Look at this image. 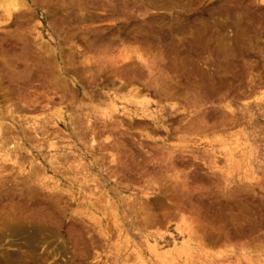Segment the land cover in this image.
Here are the masks:
<instances>
[{"label": "rangeland", "instance_id": "374dc122", "mask_svg": "<svg viewBox=\"0 0 264 264\" xmlns=\"http://www.w3.org/2000/svg\"><path fill=\"white\" fill-rule=\"evenodd\" d=\"M18 4L0 264H264V0Z\"/></svg>", "mask_w": 264, "mask_h": 264}, {"label": "bare ground", "instance_id": "6f19581e", "mask_svg": "<svg viewBox=\"0 0 264 264\" xmlns=\"http://www.w3.org/2000/svg\"><path fill=\"white\" fill-rule=\"evenodd\" d=\"M5 1V0H4ZM21 2V1H20ZM19 2V3H20ZM20 4H18V0H7V6H6V11H7V15H8V17H10L11 16V14H12V12L13 11H15V10H17L18 8V6H19ZM20 8V7H19ZM11 18V17H10ZM139 58V57H138ZM125 60V59H124ZM134 91V90H133ZM134 93H135V91H134ZM133 97V96H132ZM238 147V146H237ZM226 149V148H225ZM229 149V148H228ZM237 148H230L229 150H225V156H226V158H227V161L228 162H233V160H234V152H235V150H236ZM9 151V150H8ZM5 152H7V151H5ZM9 154V153H8ZM7 154V155H8ZM221 155V154H220ZM239 155V154H238ZM236 161V160H235ZM236 162H238V161H236ZM234 163V162H233ZM236 165V164H235ZM177 228V227H176ZM191 237V236H190ZM188 241V240H187ZM156 243H157V240H153V243H151L150 242V240L149 239H146V244L148 245V244H151V246L149 247V249L150 250H153V251H155V253H156V257L157 258H159V259H161V261L163 260L164 261V258H165V254H160L159 252H157V246H156ZM186 242H185V240L182 242V244H181V247L179 248V249H177L175 246L174 247H172L169 251V253H172V254H186L187 253V251H188V248H187V246H186V244H185ZM189 245V244H188ZM171 255V254H170ZM190 256V255H189ZM130 259V258H129ZM170 259V258H169ZM131 260V259H130ZM162 261V262H163ZM168 262H170V260L168 261ZM166 263V262H165ZM162 264V263H161ZM169 264V263H168Z\"/></svg>", "mask_w": 264, "mask_h": 264}]
</instances>
